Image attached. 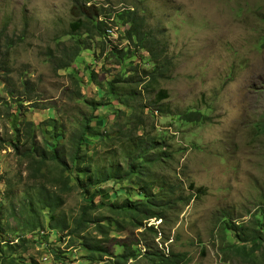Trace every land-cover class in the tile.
I'll use <instances>...</instances> for the list:
<instances>
[{"label": "rangeland", "instance_id": "obj_1", "mask_svg": "<svg viewBox=\"0 0 264 264\" xmlns=\"http://www.w3.org/2000/svg\"><path fill=\"white\" fill-rule=\"evenodd\" d=\"M87 3L103 9L104 19L112 15L107 20L110 25L114 13L136 9L167 43L170 71L146 94L147 104L156 112L149 111L146 117L148 124L155 123L156 134L167 137L170 147L171 156L154 172L174 185L172 207L163 218L145 221L143 225L153 226L157 235L146 233L130 223L131 211L122 209L129 199L140 201L138 185L132 180H111L87 195L85 187L77 184L73 168L64 170L71 190L64 191L56 220L52 223L51 211L46 210L45 228L32 231L25 212L37 196L39 180L12 145V119L22 130L21 150L27 144L23 130L31 123L38 145L43 139L58 138L68 166L74 167L75 140L84 121L93 118L91 125L99 136H87L83 150L101 157L113 147L108 146L106 135L116 132L114 112L120 107V100L104 99V90L122 67L101 56L97 40L92 42V52L81 54L85 62L77 61L67 70L53 64L72 47L67 35L74 21L72 0H0V264L6 258L21 264H110L113 256L124 252L123 245L137 246L142 253L149 247L166 255L171 250L186 253L189 264H264V229L247 245L237 239L254 227L257 230V223L264 226V0ZM82 38L90 41L85 35ZM112 40L120 48L124 43L119 35ZM3 60L5 68H1ZM132 61L153 70L143 65L140 56ZM93 70L95 83L90 82ZM161 90L169 98L158 104ZM79 93L83 100L77 98ZM159 109L166 113L161 115ZM191 112H199L202 120L184 121ZM46 185L60 192L52 181ZM93 200L96 203H90ZM114 203L117 207L112 208ZM88 208L93 221L84 223L82 234L78 223ZM98 219L111 224V239L105 242L109 257L101 261L96 255L95 262L76 232L103 239L96 229ZM116 222L123 231H118ZM231 224L237 233L224 231ZM133 264L150 263L139 259Z\"/></svg>", "mask_w": 264, "mask_h": 264}, {"label": "trees", "instance_id": "obj_2", "mask_svg": "<svg viewBox=\"0 0 264 264\" xmlns=\"http://www.w3.org/2000/svg\"><path fill=\"white\" fill-rule=\"evenodd\" d=\"M89 0H72L71 14L73 20L70 24V30L67 33L72 41V47L65 50L60 58L53 59L57 69H71L72 64L77 61L85 62V58L81 54L84 52H92V42L97 40L101 56H105V60H115L116 64L122 67V72L118 76H114L113 80L108 83V87L104 90V99L110 101L112 99L120 100V107L115 110L117 116L116 132L107 134L108 146L112 147L109 152L101 157L98 154L89 155V151L84 153L83 146L86 144V137L99 136L91 125V121H84L82 132L75 140V154L72 157L74 167H70L65 160V156L60 150L61 141L58 138L53 142L43 139L44 143L38 145L32 136L34 125L26 124L23 130V137L27 144L21 150L20 142L22 139L21 129L18 128V120L12 119L11 129L13 131L12 145L17 153L22 154L27 159L28 170L33 171L39 180L40 188L37 190L36 198L30 200L28 211L25 212V218L31 226L32 231L44 229L45 222L44 213L46 210L51 211V220H56L55 212L63 205V193L65 190L70 192V177L64 176L65 172L76 169V182L80 187H85L86 194L89 195L94 189L106 181H130L140 188V201L138 203L129 201L125 202L122 209L129 210L130 223L135 224L138 229L145 228L144 232L157 235L153 226L146 227L143 223L151 219L163 218L164 213L172 207L174 185L168 182L166 176H160L154 172L158 166H164L168 160L169 148L167 137L158 133L155 123L148 124L147 119L149 111L152 115L156 112L150 109L146 102V94L151 89L160 84L159 80L166 77L170 71V60L167 59L168 50L167 43L158 38L154 29H151L145 17L138 16V12L132 9L114 13V25H129L130 29L126 31V35H122L120 39L124 41L122 47L113 45V40L109 38L108 29L110 23L108 19L102 18L103 9L88 5ZM111 22V21H110ZM85 35L90 41L82 38ZM126 42V43H125ZM110 48L112 50L110 51ZM147 52L148 58H144L142 53ZM144 61L143 65L153 66L150 72L148 68H141L140 63L132 61L137 57ZM5 68L4 60L1 62V68ZM132 68H134L132 70ZM90 82H97L96 71H92ZM80 85V83H79ZM100 85V84H98ZM100 88L104 89L103 85ZM27 90V87H25ZM83 100L82 94L79 93L77 98ZM169 98L167 91L161 90L156 96V103H162ZM101 105H104L103 103ZM127 110L130 114L127 113ZM161 115L166 112L159 109ZM155 113V114H154ZM125 118V123L120 122L121 118ZM183 120L191 123H198L202 120L199 112H191L183 117ZM50 124H57L56 120H49ZM149 127V129H148ZM111 134V136H109ZM105 135V134H103ZM103 141H106L105 139ZM43 145V146H41ZM96 156L100 160L96 161ZM121 165H125L123 170ZM53 169V170H51ZM62 169V172H57ZM65 170V172H64ZM125 171V173H123ZM59 173V174H57ZM61 173V174H60ZM52 181L59 186L60 192H54L46 183ZM58 189V188H54ZM194 195V194H192ZM195 197V196H194ZM90 203H96L95 200ZM136 203V204H135ZM113 207H117L114 203ZM83 216L79 221V228L83 234L86 231L84 223H91L93 220L89 218V208L83 211ZM27 213V214H26ZM66 219H60L62 225ZM97 231L104 237L88 238L76 232L77 235L83 237V244L91 253V260H98L95 256H99L101 261L105 257H109V251L105 247V242L110 241L111 224H104V219H98ZM66 223V222H64ZM128 221L125 224L128 225ZM118 231L121 229L120 224L116 222ZM259 228L246 236H238L237 239L243 245L249 244L251 238L264 229V226L256 224ZM65 229L69 226L66 224ZM52 229H59L52 225ZM229 230L237 233L235 224L224 231ZM75 235L74 232L71 233ZM252 234V235H251ZM256 239V238H254ZM255 243V242H254ZM124 252L112 257L110 264H133L139 259H145L150 264H189L191 259L186 253H177L171 250L167 255L162 251H153L146 248L142 251L137 247L123 245ZM96 256V257H97ZM2 264H21L16 258H6Z\"/></svg>", "mask_w": 264, "mask_h": 264}, {"label": "built area", "instance_id": "obj_3", "mask_svg": "<svg viewBox=\"0 0 264 264\" xmlns=\"http://www.w3.org/2000/svg\"><path fill=\"white\" fill-rule=\"evenodd\" d=\"M123 30L124 29L120 28V27H111V28H109L108 29L109 38L111 40L114 39V38H117L118 35H120Z\"/></svg>", "mask_w": 264, "mask_h": 264}, {"label": "clouds", "instance_id": "obj_4", "mask_svg": "<svg viewBox=\"0 0 264 264\" xmlns=\"http://www.w3.org/2000/svg\"><path fill=\"white\" fill-rule=\"evenodd\" d=\"M111 27H120V28H123V29H124V30L121 32V34L119 35V37H121L122 35L125 36V35H126V31L130 29V26H129V25H119V26L117 25V26H116V25H114V24H111V25H110V28H111ZM143 53H145V52H143ZM143 53H142V54H143ZM146 53H147V52H146ZM148 56H149V54L147 53V56H143V57L148 58ZM150 65H151V64H149V65H147V66L149 67Z\"/></svg>", "mask_w": 264, "mask_h": 264}, {"label": "bare ground", "instance_id": "obj_5", "mask_svg": "<svg viewBox=\"0 0 264 264\" xmlns=\"http://www.w3.org/2000/svg\"><path fill=\"white\" fill-rule=\"evenodd\" d=\"M117 26V25H116Z\"/></svg>", "mask_w": 264, "mask_h": 264}]
</instances>
